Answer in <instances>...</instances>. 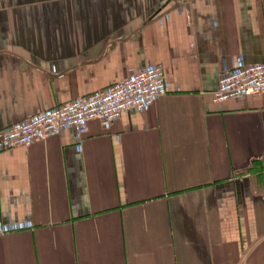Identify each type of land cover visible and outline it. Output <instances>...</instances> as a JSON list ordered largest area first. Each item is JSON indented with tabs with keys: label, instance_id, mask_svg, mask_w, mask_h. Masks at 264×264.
Instances as JSON below:
<instances>
[{
	"label": "crops",
	"instance_id": "obj_1",
	"mask_svg": "<svg viewBox=\"0 0 264 264\" xmlns=\"http://www.w3.org/2000/svg\"><path fill=\"white\" fill-rule=\"evenodd\" d=\"M263 61L264 0H0V128L149 62L168 86L0 152V264H264V95L214 99Z\"/></svg>",
	"mask_w": 264,
	"mask_h": 264
},
{
	"label": "built area",
	"instance_id": "obj_2",
	"mask_svg": "<svg viewBox=\"0 0 264 264\" xmlns=\"http://www.w3.org/2000/svg\"><path fill=\"white\" fill-rule=\"evenodd\" d=\"M167 91L164 65L149 62L105 88L0 128V152L15 146L30 145L68 127H75L79 135H83L89 129L91 119L97 118L103 125H110L127 109L147 110L158 96ZM256 94L264 95V61L236 64L225 70L214 91V99L218 101ZM30 226L31 223L27 222H13L2 225L1 231L21 230Z\"/></svg>",
	"mask_w": 264,
	"mask_h": 264
}]
</instances>
